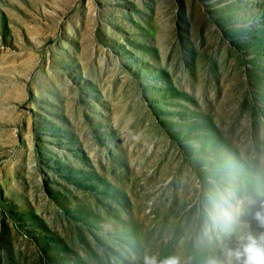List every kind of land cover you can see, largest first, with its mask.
Returning a JSON list of instances; mask_svg holds the SVG:
<instances>
[{"label":"rangeland","instance_id":"1","mask_svg":"<svg viewBox=\"0 0 264 264\" xmlns=\"http://www.w3.org/2000/svg\"><path fill=\"white\" fill-rule=\"evenodd\" d=\"M261 183L264 0H0V264H207Z\"/></svg>","mask_w":264,"mask_h":264},{"label":"clouds","instance_id":"2","mask_svg":"<svg viewBox=\"0 0 264 264\" xmlns=\"http://www.w3.org/2000/svg\"><path fill=\"white\" fill-rule=\"evenodd\" d=\"M203 215L207 264H264V183L223 187ZM142 264H193V258L146 254Z\"/></svg>","mask_w":264,"mask_h":264}]
</instances>
